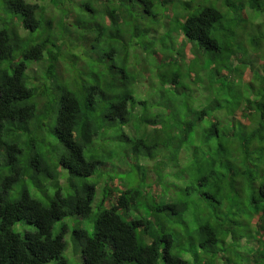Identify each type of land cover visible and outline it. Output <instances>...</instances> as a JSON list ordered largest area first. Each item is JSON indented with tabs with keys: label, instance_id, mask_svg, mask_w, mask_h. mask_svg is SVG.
<instances>
[{
	"label": "trees",
	"instance_id": "obj_1",
	"mask_svg": "<svg viewBox=\"0 0 264 264\" xmlns=\"http://www.w3.org/2000/svg\"><path fill=\"white\" fill-rule=\"evenodd\" d=\"M70 2L77 9L71 27H75L77 31L87 28V22L79 15L81 12L84 16L94 19L96 36L85 38L82 42L86 51L92 53L88 60L89 78L82 81L90 90L97 88L102 80L103 73L97 65L103 60L108 64L109 73L119 74V86L127 89V102H134L142 108L146 105L145 100L136 99L134 89H131L135 77H130L123 68L119 69L111 64L113 50L99 48L95 51L90 45L94 46L95 42L102 41L104 36L108 41L119 38V25L127 23L130 19L134 21L131 37H135L137 40L135 45L145 52L148 45L140 46L139 43L143 26L138 24L140 20L133 12H137L135 9L139 6L145 18L144 22L150 20L154 27L152 31L158 34L163 24L169 28L171 21L166 22V19H162L167 16L166 10L171 8V13L175 14L179 26L177 29L181 31L184 40L194 44L198 60L193 64L188 62L185 66L184 63L180 64L179 58L174 57L161 64L164 71L159 73V84H168L171 89L176 90L175 92L167 90L163 93V96L168 98L165 107L176 109V112L183 116L188 111L187 97L198 91L205 97L212 96L217 110L227 109L226 113L213 117L211 107L206 105L205 108H196L193 112L200 113L197 120L189 122L184 118L173 121L175 135L167 137L166 142L169 145L174 142V145H171L174 151L182 145H187L191 150L192 157L185 162L182 174L187 178L196 177L197 191L193 192L191 186L182 190L176 189V192L180 193L179 198L174 193L167 202L160 200L158 207H150L143 201H152L155 204L153 200L155 192L158 186L163 187L161 175L145 178L141 172V168L145 166L141 165L138 173L141 188L137 186L138 190L127 191L121 190V181L112 176L106 178L111 181V186L107 188V197L103 195L104 188L100 189V207L105 208L104 216L114 214L118 208L127 211L133 203L136 206L133 209L135 215L129 217L126 224L120 217H115L126 230L123 238L118 234L119 229L117 234L108 235L94 227L93 233L89 235L86 228L81 225L80 233L95 247V252L102 255V264H264V183H256L257 179L264 180V168L259 166V161L264 160V50L261 49L264 33L260 31L264 26V16H260V13L264 12V3L261 0H84L83 3L70 0ZM129 4L131 11L127 8ZM39 7L40 0L36 2L4 0V11L9 19L0 21V64L9 63L7 72L0 69V121H2L0 148L5 150V167L9 172L19 164L24 154L23 148L10 142V137L14 132L26 136L31 118L25 108L17 107L30 99L32 94V89L26 84L24 72L28 69L29 63H39L44 57H51V53L44 50L46 44L53 50L57 48V44L52 43L50 39H45L40 44L32 41L20 56L19 62L14 66L11 63L19 47L13 42L26 39L20 37L19 32L13 29L12 18L19 17L23 30L27 31L29 36H33L40 24L34 17V11ZM252 12H256L261 20L255 25V35L245 38L234 31V27L242 25ZM182 17L183 24L180 21ZM53 27L54 21L49 19L45 23V29L50 32ZM168 33H171L170 29ZM69 39H75V34L70 33ZM60 47L63 48V44ZM246 49L254 51L249 55L245 52ZM105 57L108 58L107 61ZM112 61L114 62L113 59ZM68 67L69 65L64 63H54L46 70L45 78L60 77L63 74V85L57 87L62 93L60 96L62 106L70 111L72 106L78 105V100L65 77L70 72ZM181 91L185 100L177 107L170 104ZM109 92L110 89H101L100 98L104 99ZM241 99L244 101L243 106L240 104ZM128 103L121 101L119 104H110L111 114L104 117L108 124L114 126V115L121 125L127 123L132 113ZM84 111L80 110L81 116L84 115ZM163 116V112H151L150 118L145 119L143 125L139 122V117L137 123L133 125L131 138L135 151L138 154L144 153L150 161L156 145L147 141L166 130L155 127L163 123ZM197 125L201 129L199 133L196 130ZM88 126L95 127L90 119ZM76 131L77 122L73 120L70 127L63 124L59 132L53 129L49 137L54 140L53 147H63L66 152L78 156L86 166L81 171H73L61 160L57 161L56 168L68 172L74 180L87 182L93 172L105 164V160L91 154L85 157L82 140L72 135ZM68 136H71V143L65 141V137ZM31 147L37 151L38 159L29 161L27 167L39 174L37 170L39 166L47 172L48 179H54L55 171L43 168L46 154L39 152L41 145L33 143ZM152 150L154 151L151 152ZM253 152L256 159L250 160L249 156ZM234 156L238 158L232 159ZM236 176L242 179L237 181ZM17 179V176L10 175L4 178L3 184H0V188L3 189L0 192V203L4 205L0 211V264H46L50 261H54L55 264H69L68 259L63 256L66 242L60 243L62 235L68 231L67 226L61 228V235H54L50 230L51 226L42 223L39 212L23 203L32 200L30 190L23 193L20 200H11V189ZM210 180L216 182L210 183ZM80 187L86 194V205H90L95 198L96 185L86 183ZM200 189L203 191H199ZM117 190L121 192L119 198L111 207H106V200L113 197ZM129 193L135 196V201L130 199ZM193 195L195 198L191 204L186 203L184 197ZM34 203L42 207L39 200ZM74 211L79 218L81 209L78 205ZM90 211L88 208L87 212ZM186 214H190V220L185 219ZM86 219L87 213L84 214V220ZM21 222L32 226L34 230L23 234L14 232L12 227ZM58 222L59 218L56 219V223ZM96 223L99 224L101 221L97 220ZM157 224L161 225L160 232L155 231ZM46 227L49 228L48 244L38 238L44 234L43 229ZM164 228L168 229L167 233L163 231ZM140 232L143 234L142 237L138 235ZM71 233L74 244L78 246L80 237L77 235V229L72 228ZM243 234H247L248 239L244 238ZM180 237H183V241ZM242 239L247 243L255 242L256 248L247 255L242 253V259L236 260L237 253H241L237 247L240 246L239 242ZM74 249L77 250L76 247ZM101 249L104 250L102 253ZM92 254V248L80 249L83 264H86V258L88 261L92 260Z\"/></svg>",
	"mask_w": 264,
	"mask_h": 264
},
{
	"label": "clouds",
	"instance_id": "obj_2",
	"mask_svg": "<svg viewBox=\"0 0 264 264\" xmlns=\"http://www.w3.org/2000/svg\"><path fill=\"white\" fill-rule=\"evenodd\" d=\"M28 2H36V0H28ZM84 0H77V3H83ZM264 3V0H261ZM227 9H225V12ZM77 14V9L70 0H40V7L34 11L35 20L40 21L39 27L33 36H29L27 31H24L20 25L19 17L12 18V27L15 31L19 32L20 37L26 38L16 40L13 43L19 45L15 59L11 61L13 66L19 62V58L25 51V48L35 41L37 44L42 43L45 39H50L52 43L57 44L55 50L51 49L47 44L44 46L46 52L51 53V57H44L39 63H30L28 69L25 70L24 76L27 86L32 89L31 98L17 105V107L25 108L27 113H30V121L27 125L28 133L25 136L23 133H13L10 137V142L15 143L18 147L24 149V154L21 157L19 164L15 165L12 172H9L5 167L6 157L5 150L0 148V184H3L4 178L7 176H17V182L11 189L10 199L13 201L20 200V197L26 191H31L32 200H26L23 203L29 208H35L41 217L42 223L51 226L50 230L54 235H61V228L65 225L69 229H77V235L80 237L77 247V260L79 264V250L83 248H92V260L88 261L86 258V264H102L103 257L95 252V247L90 244L87 237L83 236L79 229L82 223H84V214L87 213V223H84L86 231L89 235L93 233L94 227L101 233L108 235L117 234L119 229V235L124 237L126 230L120 221L115 217H120L126 224L128 218L135 215L133 211L136 206L134 203L128 207L127 211L123 208H118L114 214L104 216V207H100L101 188H104L103 195L107 197V188L111 186V181L105 177L111 175V173H105L101 169H97L92 174V179L85 181H77L68 175V172L61 171L56 168L57 161H61L73 171H81L86 166L78 158V156L66 152L63 147L49 146V133L56 129L60 131L63 124H67L69 127L73 120L77 122V131L72 133L73 136H77L83 142V151L95 155L97 158L107 159L108 164L116 165L126 169L125 177L121 182V190L127 191L128 189L138 190V181L136 179L137 173L135 171L136 166L144 165L141 168V172L145 178L151 175H161L163 187L158 186V190L155 192L152 201H143L148 203L150 207H158L160 200L168 201L169 198L175 193L177 197H180V193L176 192V189H184L191 186L193 192L196 189V177L192 176L187 178L183 173V166L186 161L192 157L191 150L187 145H182L178 150L174 151L173 147L169 145L166 140L169 135H175V129L173 127V121L186 118L189 122L197 120L200 115L198 111L193 112L196 108H205L209 106L212 109V116L217 117L221 113H226L227 109H216L213 103L214 98L212 96H203L200 92H193L189 94L186 100V108L188 111L185 115H181L175 112L173 108H166L167 97L162 95V92L169 88L168 84H160L157 87L151 89H142L138 87L136 91L139 93L137 99H143L146 101V105L143 108L138 107L134 102L128 103L126 100L127 89L119 86L120 76L118 73H109L108 64L101 62L97 65L100 72L103 73L102 80L98 83V87L95 89H89L88 85L82 81L88 80L89 74L85 63L88 62L92 53L86 51L83 47V40L85 38H94L96 31L94 28V19L92 17L84 16L81 12L79 15L83 16L87 22V28H83L77 31L75 27H71L72 18ZM187 15V14H186ZM260 16H264V12L260 13ZM9 17L4 11V0H0V21H6ZM54 21V27L52 31L45 29V23L49 20ZM260 23V18L256 12H252L251 16L244 20V23L238 27H234V31L240 33L245 38L253 37L256 29L255 25ZM183 24V21H181ZM163 31V29H161ZM261 33H264V26L260 29ZM75 34V39L70 40L69 34ZM62 38V39H61ZM147 39V37H145ZM106 44H111V41L105 40ZM63 44V48L60 45ZM119 49L118 62L126 60L127 58V45L116 44ZM140 52L145 53L138 47ZM261 49L264 50V40L261 41ZM253 49H246L247 54H252ZM76 58L75 60L73 58ZM54 63H64L71 65L72 71L67 74V79L71 85V89L78 100V105L72 106L70 111L65 110V106H62L60 102V96L62 93L57 86L63 85V74L60 77L50 76L45 78V72L49 69L50 65ZM143 64H141L142 66ZM131 66V65H130ZM9 68L8 62L0 64V69L3 72H7ZM161 72L164 69H160ZM35 80V82H33ZM142 80L144 76L142 75ZM136 87V85H135ZM101 89H110L109 95L104 99L100 98ZM121 101L128 103V107L132 109L131 116L128 118L125 125H121L119 119L114 115V126L108 124L104 119L106 114H111L110 104H119ZM235 103V101H233ZM244 101L241 99L240 104L243 106ZM32 106V107H29ZM90 106V107H89ZM84 109V115H80V110ZM163 112V123L155 125L158 129H166L163 133H157L156 135L148 139V143L156 145V150L152 153L151 162L144 155L139 153L133 157L131 146H128V160L123 159V145H117L114 143V139L119 135L122 129H131L134 124L137 123V117L139 122L143 125L145 119L150 118L151 112ZM91 120L95 125L94 128H89L88 120ZM2 123V121H0ZM227 123V120L224 121ZM255 126V122H254ZM223 128V125L221 126ZM197 132H201L199 125H197ZM134 134V133H133ZM67 143H71V136L65 137ZM41 145L39 152L46 154V160L43 168L48 170H54L56 176L54 179H48L47 172L40 169L37 166V171L27 167L29 161L38 159L37 151L31 147V144ZM115 149L120 153L119 159L116 157L108 156V153ZM79 151V150H77ZM205 151V149H201ZM103 154V155H101ZM236 159L238 157H231ZM250 160L256 159L253 152L249 156ZM215 163V161L213 162ZM179 165V167H174ZM259 166L264 168V160L259 161ZM205 175L207 174V167L205 166ZM237 181L242 177L236 176ZM29 181L31 182L29 184ZM215 180H210V183H215ZM91 183L95 184L97 191L95 198L90 205L85 203V192L80 187L82 184ZM256 183H264V180L257 179ZM35 186V187H33ZM166 188V190H165ZM211 190V189H209ZM3 189L0 188V192ZM199 191H203L200 189ZM120 190L114 193V196L106 200V207H111L112 203L120 196ZM130 199L135 201V196L129 193ZM194 195L190 197H184L185 202L191 204L194 199ZM39 200L42 207L36 205L34 201ZM79 206L81 209V216L78 218L75 215V208ZM4 205L0 203V211L3 210ZM88 208L91 209L90 213L87 212ZM155 216V213H153ZM59 218V223H56V219ZM185 219H191L190 214L185 215ZM97 220L101 223L97 224ZM20 228L17 225L15 231L19 232ZM44 234L39 235L38 238L48 244L47 233L49 228L43 229ZM155 231H161V225L157 224ZM165 233L168 232L167 228H164ZM141 237L142 232L138 233ZM74 239L71 231H65L62 235V240L70 241ZM183 241V237H180ZM72 251V244L69 243L65 250V255ZM104 250L101 249V253ZM55 264V262H50Z\"/></svg>",
	"mask_w": 264,
	"mask_h": 264
},
{
	"label": "rangeland",
	"instance_id": "obj_3",
	"mask_svg": "<svg viewBox=\"0 0 264 264\" xmlns=\"http://www.w3.org/2000/svg\"><path fill=\"white\" fill-rule=\"evenodd\" d=\"M214 1V0H213ZM128 10L130 8V4L127 6ZM137 9H135L137 12H133L134 16L137 14V18L140 20V23L138 22V24H140L141 26H143L141 29L143 30V32L140 34V46H142V44L144 45H148V50L145 51V53L140 52V50L138 49V46L135 45V42L137 40H135V37H131L133 34V29H134V21L128 19L127 23L124 24H120L119 25V38H115L113 40H110L112 43L111 44H106L105 40L107 39L106 36H104L102 38V41L94 44V46H92V44L90 45V47L95 50L98 51V49H106V51L111 48L113 50L112 52V56L111 58V64H114L117 66V68H123L127 74H129L130 77H135V81L132 82L131 84V89H134V95L137 99V95H139V93L136 91V89L138 87L142 88V89H151L153 87H157L159 86V82H160V76L159 73H162L160 71L161 69V64L165 63L166 61L170 60L171 58H179L180 60V64H186L188 62H190V64H193L195 62H197L198 58L195 56V54H197L198 52H196V47L194 46V44L184 40L181 31H179L177 28L178 23L176 22L175 19V14L173 15V13H171V8H168L166 10V15L162 20L166 19L167 21H171V24L168 27L165 26V24H163V31H160L158 34L157 32H153L152 29L154 28L152 24H150V20L144 22L145 18L143 16V13L140 12V7L137 6ZM131 11V10H129ZM165 11V10H164ZM260 18V16H259ZM157 19V18H156ZM261 20V18H260ZM180 21H183V17L182 19L180 18ZM180 25V24H179ZM168 29H170L171 33H168ZM168 33V34H167ZM145 37H147V39H145ZM163 37V39H162ZM108 40V39H107ZM116 44H121V45H127V58L126 60L120 61L118 62V53H119V49L116 47ZM186 44V45H185ZM198 50V49H197ZM112 59L114 60V62L112 61ZM105 60L107 61L108 58L105 57ZM30 64V63H29ZM88 62L85 63V68L88 69ZM141 64H143L141 66ZM69 65V64H67ZM131 65V66H130ZM184 67V66H183ZM68 70H72L71 66L69 65ZM142 75L144 76V80H142ZM185 82V81H184ZM136 85V87H135ZM188 84L186 83V86ZM172 91L175 92L176 90L171 89V87L169 86V88L165 89L162 92V95L165 91ZM141 100V99H138ZM185 100V98L182 97V91L179 92V94H176L175 97L173 98V102H171L170 104H173L177 107V105L180 102H183ZM140 108H142L141 106H138ZM176 112V109H173ZM133 126L132 128L129 129H122L119 133L118 136L115 137L114 139V143L117 145H123L124 149H123V159L124 161L128 160V146H131V151L133 153V157H135L136 155H138V153L135 151V148L133 146V139L131 137H133V135L131 134L133 132ZM50 135V134H49ZM136 137V136H134ZM54 140L53 138L49 139V146L53 147ZM171 145H174V142H172ZM154 150H152L151 152H153ZM87 152L84 151V155L85 157H88ZM103 155V154H101ZM95 156V155H94ZM108 156L111 157H116L117 159H119L120 153H118L115 149H113L111 152L108 153ZM96 157V156H95ZM105 160V164L103 166L98 167L97 169H101L103 172L105 173H111V175H107L105 178H107L108 176H112L114 177L117 181H123L124 177H125V173H126V169H124L123 167H118L116 165H110L107 162V159ZM149 162H151L149 160ZM141 165L136 166L135 171L137 173L136 179L137 181H139L138 179V173L140 171V167ZM96 169V170H97ZM152 178H154L152 176ZM92 177L89 179L91 180ZM149 182L151 181V179H148ZM140 182H138V185L141 188V185L139 184ZM97 191V190H96ZM95 191V194H96ZM101 199V198H100ZM59 223V222H58ZM84 223H87V219L84 220ZM84 223H82L83 228H85ZM17 225H19V232L15 231ZM67 226V225H65ZM68 228V227H67ZM72 229V228H71ZM71 229L68 228V231H71ZM12 230L14 232L23 234L24 232L27 231H33L34 228L32 226H28L27 224L21 222V223H17L12 227ZM240 233H242V231H240ZM244 238L248 239L247 234H243ZM245 239L240 240L239 244L240 246L237 247L238 251L241 253L236 255V260H241L242 259V253L244 255H247L248 253H250L252 250H254L256 248V243L255 242H245ZM66 242V247L69 243L72 244V251L70 253H68L67 255H65V251L63 252V256L65 258L68 259L69 264H78V260H77V250L74 249V247H78L77 244H74L73 240L70 241H65ZM240 247L242 249H240ZM66 250V249H65ZM246 258H248L246 256ZM248 260V259H247ZM50 262H54V261H50ZM50 262L46 263V264H50ZM79 264H83L82 262V258L80 256V250H79Z\"/></svg>",
	"mask_w": 264,
	"mask_h": 264
}]
</instances>
